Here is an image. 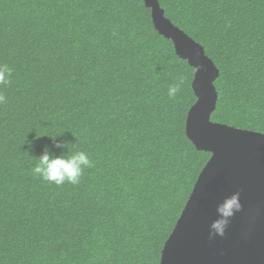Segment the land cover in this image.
Wrapping results in <instances>:
<instances>
[{
	"label": "trees",
	"instance_id": "obj_1",
	"mask_svg": "<svg viewBox=\"0 0 264 264\" xmlns=\"http://www.w3.org/2000/svg\"><path fill=\"white\" fill-rule=\"evenodd\" d=\"M159 2L220 70L212 121L264 133V0ZM0 63V264H160L211 154L186 133L195 69L144 0H0ZM52 138L94 162L79 185L32 174L68 151Z\"/></svg>",
	"mask_w": 264,
	"mask_h": 264
},
{
	"label": "water",
	"instance_id": "obj_2",
	"mask_svg": "<svg viewBox=\"0 0 264 264\" xmlns=\"http://www.w3.org/2000/svg\"><path fill=\"white\" fill-rule=\"evenodd\" d=\"M157 31L195 69L196 102L186 120L188 138L211 154L168 240L160 264H264V133L212 121L220 70L204 46L165 15L159 0H144ZM240 192L243 210L224 236L210 238L217 206Z\"/></svg>",
	"mask_w": 264,
	"mask_h": 264
},
{
	"label": "clouds",
	"instance_id": "obj_3",
	"mask_svg": "<svg viewBox=\"0 0 264 264\" xmlns=\"http://www.w3.org/2000/svg\"><path fill=\"white\" fill-rule=\"evenodd\" d=\"M12 73L13 70L9 65L0 63V105L8 102V97L2 89L11 83ZM179 90V84L169 86L167 93L169 98H175ZM56 138H52L54 142H56ZM69 145L70 143L64 141L56 142L57 148L68 149L64 155L57 156L46 149L40 156L35 157L36 162L32 168V174L42 179V181L56 186L65 184L79 185L85 170L93 168L95 164L86 151H73ZM72 145L74 146V144ZM242 210L240 192H235L230 197L225 198L217 206L218 218L210 225V238H214L217 235L224 236L231 218Z\"/></svg>",
	"mask_w": 264,
	"mask_h": 264
}]
</instances>
